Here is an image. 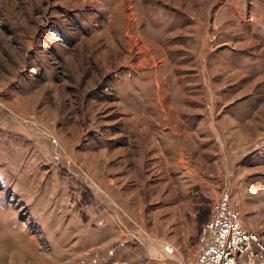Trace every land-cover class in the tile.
Segmentation results:
<instances>
[{
	"label": "rangeland",
	"instance_id": "obj_1",
	"mask_svg": "<svg viewBox=\"0 0 264 264\" xmlns=\"http://www.w3.org/2000/svg\"><path fill=\"white\" fill-rule=\"evenodd\" d=\"M227 189L264 232V0H0V264H162Z\"/></svg>",
	"mask_w": 264,
	"mask_h": 264
},
{
	"label": "built area",
	"instance_id": "obj_2",
	"mask_svg": "<svg viewBox=\"0 0 264 264\" xmlns=\"http://www.w3.org/2000/svg\"><path fill=\"white\" fill-rule=\"evenodd\" d=\"M240 213L229 190L223 189L210 207L207 221L200 227L194 255L175 258L174 249L164 246L162 264H264V232L241 225Z\"/></svg>",
	"mask_w": 264,
	"mask_h": 264
},
{
	"label": "bare ground",
	"instance_id": "obj_3",
	"mask_svg": "<svg viewBox=\"0 0 264 264\" xmlns=\"http://www.w3.org/2000/svg\"><path fill=\"white\" fill-rule=\"evenodd\" d=\"M165 254V253H164Z\"/></svg>",
	"mask_w": 264,
	"mask_h": 264
}]
</instances>
